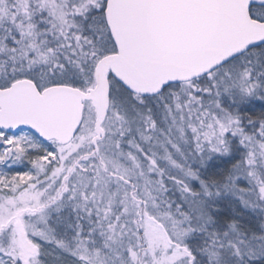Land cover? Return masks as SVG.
<instances>
[{
	"label": "snow or ice",
	"instance_id": "1",
	"mask_svg": "<svg viewBox=\"0 0 264 264\" xmlns=\"http://www.w3.org/2000/svg\"><path fill=\"white\" fill-rule=\"evenodd\" d=\"M0 264H264V0H0Z\"/></svg>",
	"mask_w": 264,
	"mask_h": 264
}]
</instances>
